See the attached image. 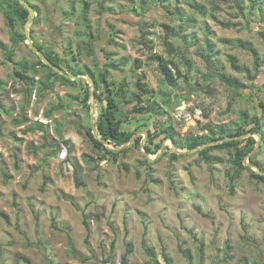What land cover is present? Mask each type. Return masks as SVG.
<instances>
[{"label": "clouds", "instance_id": "1", "mask_svg": "<svg viewBox=\"0 0 264 264\" xmlns=\"http://www.w3.org/2000/svg\"><path fill=\"white\" fill-rule=\"evenodd\" d=\"M220 9L236 35H264V0ZM155 14L142 0H0V211L11 217L0 264H26L21 252L32 264H156L174 251L264 264V55L233 79L185 46L176 79L146 81L128 52L145 57L161 39L145 33ZM185 173L216 193L211 206L184 189ZM193 203L202 214L182 224Z\"/></svg>", "mask_w": 264, "mask_h": 264}, {"label": "rangeland", "instance_id": "2", "mask_svg": "<svg viewBox=\"0 0 264 264\" xmlns=\"http://www.w3.org/2000/svg\"><path fill=\"white\" fill-rule=\"evenodd\" d=\"M215 0H144L142 1L143 6L145 8H151L153 12L156 14L153 15L147 22H145V33L148 36L160 37V40L151 39L146 41L145 48L148 49L150 47V54L145 57L138 56L135 52L129 49L128 57L135 61H141L140 68L143 69V77L146 81L152 82L154 79H162L160 72L158 70V66L154 61V54L162 55L166 58L170 57L175 62V56L178 54L177 50L183 48L185 46L191 48L195 45H198L201 49H203L206 54V42L212 45V54L211 59H213L215 63V68L220 72L224 73L227 76H231L232 78H237L233 75L238 71L237 64L243 66L246 63V57H252L251 53L248 50L236 47L234 42H239L242 44L251 45L259 56L264 54L261 53L259 47H257L258 41H264V35H260L257 33L255 38H249L248 36H238L233 31V22L230 19H222L220 16V3L222 0H216V5H214ZM173 13V14H171ZM178 13H181L178 16ZM177 14V15H176ZM207 16L209 19L204 20L203 18ZM194 25H205L204 27L192 30ZM148 28L154 29L155 31H148ZM120 31H125V29L121 28ZM183 30V31H181ZM169 34L171 39L169 42L173 45L175 54L170 56L165 47L164 41L167 39L166 34ZM212 37L210 41L208 38ZM230 58H233L235 61L236 69L232 67ZM253 59V57H252ZM254 60V59H253ZM188 67L182 65V70ZM139 71V69L137 70ZM7 100V97H0V103H4ZM16 141L22 139L20 136H16L12 134ZM6 150L0 147V167L6 166ZM195 172V170H194ZM182 182L184 185V189H186L192 196H199L201 201L210 205L211 197L216 195L214 192L206 191L202 188V190L197 193L195 189L192 187L194 181L192 176L185 173L182 174ZM61 191L64 193V196H71L72 193L67 191L65 188H61ZM4 195L3 192H0V196ZM19 195V193H15L14 197ZM163 199H168L167 193L162 197ZM174 203H179L175 201ZM51 207H55V204H51ZM65 212L70 213V208L65 205ZM139 211L144 212L145 215H149L143 208ZM180 212L179 208L169 207L168 215L174 216L178 215ZM201 215V207L198 203H193L189 207L188 215L184 219L181 220V223H190L188 217L192 218V221L195 220V215ZM0 219L4 220L5 224H9L11 219L10 214L4 210L0 211ZM65 220L70 221L71 216L65 215ZM55 228V224L52 225ZM184 236H191V232L188 230H184ZM155 252V249L150 250L147 254L151 256ZM184 253L187 254L185 251ZM20 255H24L26 261L29 264H32V257L23 252ZM188 256V254H187ZM165 258L170 261V264H191L189 257H185L183 252L174 251L172 254L168 256H156V264H168L166 263ZM71 264V262H69Z\"/></svg>", "mask_w": 264, "mask_h": 264}, {"label": "trees", "instance_id": "3", "mask_svg": "<svg viewBox=\"0 0 264 264\" xmlns=\"http://www.w3.org/2000/svg\"><path fill=\"white\" fill-rule=\"evenodd\" d=\"M142 1H144V0H142ZM215 3H216V0L214 1V5H215V7H218ZM237 7L241 8L242 5H237ZM171 14H173V13H171ZM8 15L11 18L12 23L14 24L15 23V18H16V15H17L16 12L13 9L10 8V9H8ZM180 15H181V13H178V16H180ZM171 37L172 36H170L168 33L166 34V38L167 39L164 41V47H165L167 53L170 56H173L175 54L174 48H173V45L169 42V39H171ZM234 43L236 44V47L248 50L251 53V55H252L254 60L259 56L258 53L256 52V50L252 46H251V49H249L248 47L244 46V45H249V44H246V43L242 44V43H239L237 41L234 42ZM206 50L207 51H206V54H205V59H211L212 45L207 43V42H206ZM253 50H254V52H253ZM154 61L156 62V65L158 66V70L160 72V75H161L162 79H176L182 73V65H184V66L186 65V64H178L177 62H175L170 57L166 58V57H164L162 55H157V54H154ZM230 61H231L232 67L234 69H236V65L234 63V59L230 58ZM136 63L140 64L141 61L136 60ZM212 65H213V67H215V63H214L213 60H212ZM173 69H175V72L173 71ZM16 75H17V78H19L21 76H25L26 72L23 69H19L17 71ZM233 79H236V78H233ZM136 86L139 87V81L136 82ZM99 87L103 88L104 84L100 83ZM107 91L108 92H113V89L111 87H109L107 89ZM114 94H118V93H114ZM85 223H86V221H85ZM183 254H184V256L186 258L188 257L186 253L183 252ZM165 260H166V263L170 264V261L167 258H165ZM26 264H29V262L26 261Z\"/></svg>", "mask_w": 264, "mask_h": 264}]
</instances>
